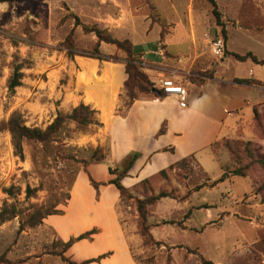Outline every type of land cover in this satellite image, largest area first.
I'll list each match as a JSON object with an SVG mask.
<instances>
[{
	"label": "rangeland",
	"instance_id": "rangeland-1",
	"mask_svg": "<svg viewBox=\"0 0 264 264\" xmlns=\"http://www.w3.org/2000/svg\"><path fill=\"white\" fill-rule=\"evenodd\" d=\"M214 3L217 17L207 0L0 3V264H264V103L254 109L252 140L230 139L216 146L223 163L221 177L212 180L189 158L125 187L117 200V189L106 186L134 153L115 161L107 144L99 146L107 131L101 130L104 122L92 106L88 105L95 112L90 125L80 128L66 122L48 146L24 139L23 159L15 155L5 128L12 116L19 115L25 126L45 130L58 114L71 112L63 103L69 67L79 80L84 75V64L74 66L71 60L97 59V38L83 27L110 34L99 25L100 17L126 16L139 25L150 20L160 24L162 32L181 21L196 26V43H204L206 54L194 70L208 68L206 76L220 62L209 52L208 43L216 36L231 43L232 49L256 48L264 55V0ZM159 17L169 20V27ZM175 37L170 43H186L179 33ZM66 39L70 48L63 46ZM100 58L124 64L126 54L112 45L111 53ZM231 61L235 74L251 65ZM17 64L23 77L11 93L8 80ZM139 67L152 84L149 72ZM133 92L137 98L152 95L137 88ZM120 97L118 115L127 108L126 89ZM95 150V160L104 159L92 162L87 170L83 160ZM135 162L141 163L139 153ZM132 166L121 179L123 185L129 183ZM161 193L167 196L145 208L151 237L145 242L138 229L136 200ZM45 210L58 214L33 225L37 213ZM90 231L94 234L88 239L64 248L70 238Z\"/></svg>",
	"mask_w": 264,
	"mask_h": 264
},
{
	"label": "crops",
	"instance_id": "crops-1",
	"mask_svg": "<svg viewBox=\"0 0 264 264\" xmlns=\"http://www.w3.org/2000/svg\"><path fill=\"white\" fill-rule=\"evenodd\" d=\"M114 17L110 20L100 17L99 25L108 30L113 39L130 42L134 56L144 72H149L151 81L161 76L185 87L188 93L185 107L180 108L173 97L157 99L150 95L137 98L118 115L126 80L124 65L82 57H74L71 63L74 66L84 64L83 69L80 67L83 79L79 80L69 67L63 103L70 108L83 103L100 112L104 122L101 130L107 133L99 140V146L107 144L115 161L129 153H139L141 163L133 164L129 183L123 185L121 182L126 188L189 158L194 159L212 180L221 177L223 163L216 154V146L230 139L252 140L254 137V109L264 103V66L258 63L264 62L263 52L256 48L232 49L231 43L224 41V57L214 63L213 74L206 76L208 68L194 70L206 54L204 43H196L199 37L196 26L181 21L169 27V20L159 17L169 27L162 32L157 22L152 24L145 20L139 25L126 16L123 19ZM176 33L186 41L183 46L170 43L175 40ZM161 45L162 55L159 54ZM111 47V44L100 42L98 50L102 58L111 53ZM246 53H251L256 61L245 58L242 61L251 65L246 71L235 74L230 69L234 62L231 60H236L235 54L243 56ZM74 98L78 100L76 103L72 102ZM91 167L89 164L87 170ZM107 179L104 180L107 182ZM110 186L107 184L106 189L111 190ZM119 228L123 235L121 225Z\"/></svg>",
	"mask_w": 264,
	"mask_h": 264
},
{
	"label": "trees",
	"instance_id": "trees-1",
	"mask_svg": "<svg viewBox=\"0 0 264 264\" xmlns=\"http://www.w3.org/2000/svg\"><path fill=\"white\" fill-rule=\"evenodd\" d=\"M8 1V0H0L1 2ZM211 3L213 6L214 10V15L217 17L218 13L215 10V3L214 0H207ZM77 21L78 19L75 18ZM84 31L94 33V35L97 38L98 43L96 44V49L95 53L98 54L95 58L101 59L100 53H98V46L100 42H104L106 44H111L116 46V48L121 49L125 52L126 54V59L124 62V70L126 74V80L124 82V89L127 91V96L129 98L127 102L128 107L134 100L137 99L136 95L133 92L134 88H137L139 93H150L153 96H158L159 91L152 86L148 82L147 76L140 70L139 64L136 62V59L133 56V47L130 44L129 41L123 40V41H118L113 39L110 34L104 35L103 32L97 28H89L83 27ZM68 39L65 40L63 43V46H67V48H70L68 43H66ZM225 41V40H224ZM71 54H69L70 56ZM235 59L238 61H242L245 58H252L254 61L256 59L252 57L251 53H246L245 55H234ZM258 62V61H257ZM260 65L264 66L263 61L258 62ZM21 65H15L13 68V71L9 77L8 80V90L9 92L13 93L14 90L21 86V79L23 77L22 73L20 72ZM94 111L89 108L88 105L80 103L79 105L75 106L72 108L71 112L69 114H58L53 122L47 126L45 130H40L38 128L34 127H27L24 125V122L21 120V117L19 115L12 116L5 128L8 130L10 137H11V142L13 146V150L15 155H17L20 159H23V152H22V141L24 139L26 140H34L39 143H41L44 146L50 145V143L54 140V136L63 128L64 124L66 122H73L77 127L84 128L88 125H90L93 122V115ZM97 153V150L92 152V155L89 156L88 160H83V165L84 167L91 164L94 161H99L104 159L103 156L99 157L98 159L95 160V155ZM137 154H130V158L127 160L126 165L122 164V169L119 173V175L116 176L115 179H110L108 184L113 185L120 197L124 195L126 188L121 184V179L126 175L127 170L132 166L134 160L136 159ZM172 167V166H171ZM163 172V171H162ZM108 173L112 175L111 169L108 170ZM92 184L95 186V183L92 182ZM167 195L165 194H159L157 196H152L149 198H143V199H137L136 204H137V211L139 213V224H138V229L140 232V235L143 237L144 241H150V235L148 234V228L145 225V220H146V211L145 208L147 205H151L154 202H156L160 198H164ZM57 211H48L45 210L44 212H39L37 213V219H34L33 225L41 223L46 217L51 216V215H57ZM94 234V231L90 232H85L83 234L78 235L76 238H70L68 241L64 243V248L68 249L70 248L75 242L83 239H88L91 235Z\"/></svg>",
	"mask_w": 264,
	"mask_h": 264
},
{
	"label": "built area",
	"instance_id": "built-area-1",
	"mask_svg": "<svg viewBox=\"0 0 264 264\" xmlns=\"http://www.w3.org/2000/svg\"><path fill=\"white\" fill-rule=\"evenodd\" d=\"M209 52L215 59H222L225 55L224 39L221 36L212 38L209 43ZM163 49L159 47V54L162 55ZM152 86L159 91L157 99L173 97L177 100L180 108H184L188 96L187 90L180 84L174 83L170 78L159 77L157 81H151Z\"/></svg>",
	"mask_w": 264,
	"mask_h": 264
}]
</instances>
